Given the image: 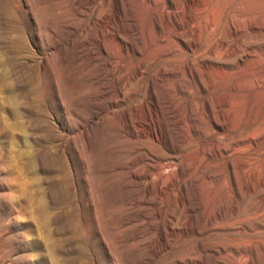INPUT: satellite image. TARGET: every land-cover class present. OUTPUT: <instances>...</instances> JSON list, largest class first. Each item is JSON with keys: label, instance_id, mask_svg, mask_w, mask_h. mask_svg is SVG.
Segmentation results:
<instances>
[{"label": "rangeland", "instance_id": "1", "mask_svg": "<svg viewBox=\"0 0 264 264\" xmlns=\"http://www.w3.org/2000/svg\"><path fill=\"white\" fill-rule=\"evenodd\" d=\"M160 1L156 26L186 38L168 62L182 69L161 90L185 92L178 112L148 95L152 118L142 123L131 113L136 91L120 88L135 56L110 46L118 30L133 54L147 51V1L0 0V264H264V0ZM212 23L232 33L223 49L209 41ZM178 145L230 150L210 167L224 193L205 179L207 163L185 190L194 216L206 181L211 197L230 202L233 224L217 240L170 228L179 193L167 184L191 174L181 155L193 147L161 171L153 165Z\"/></svg>", "mask_w": 264, "mask_h": 264}, {"label": "bare ground", "instance_id": "2", "mask_svg": "<svg viewBox=\"0 0 264 264\" xmlns=\"http://www.w3.org/2000/svg\"><path fill=\"white\" fill-rule=\"evenodd\" d=\"M138 1L142 3L146 1L148 2L147 7L144 5V8L141 9V12L144 14V17L142 19L143 25L146 29V34L143 35V37L141 38V43L144 49H146L147 51L144 52L143 48L134 49L135 53L133 54L132 51L127 48L128 46V43L126 41L127 37L122 32L117 30L115 31L116 37L110 46L111 48L110 52H112L116 57H119V58L124 57L126 54L127 56H130V57L135 56L134 59L126 61L127 63L125 62L126 64L124 65V71L122 72V75L120 77L121 87L120 86L119 87L121 88L123 95L126 97H127L126 94L131 93L132 89L134 90V92L136 91L135 94L132 95V97L137 98L138 102H140V105L137 104V99H134L135 102L131 103L132 105L131 110H133L131 113H133L134 115H137V117L141 119L142 123H147L152 118V108H151L152 104H151V99L149 100V97H148V95L150 94L151 95L154 94L157 96L161 95L164 97V99L169 100L170 102H172L171 99L174 100L175 111L176 110L177 112L179 111L178 109L181 106L182 94L185 92L184 87L181 84L175 87L174 94H172L171 97L168 94H164L165 91H162L161 89L166 88L165 81L170 80L168 78L170 77V75L174 74V72L180 73V70L182 69L180 66H176L175 71L173 72V69L169 67L168 62L176 61V58H177L176 55L178 51L182 48V41L186 40V38L183 35H177L176 37H171V35L169 34L170 32L167 33V31L165 32L162 29L160 30L158 26H156L154 19H153L154 17L153 13L159 12L162 10L163 4H164L162 3V1L160 0H138ZM210 2H212V0H210ZM208 5H210L209 2H208ZM108 24H112V22L109 20ZM214 25L215 23H212L210 25V28H212V26ZM235 30H237V28H235ZM209 32H210L209 35H207L208 38L210 39L209 41L213 42L217 47L222 48V49L226 47V43L224 40L228 39V37H232V33H230V36H227V35L225 36V35H222V33L219 31L216 32V30L213 28ZM197 36H198V40L195 42V49H193L194 53L196 52V49L200 48V44H202L201 43L202 37H200L201 35L197 34ZM201 48H204V47H201ZM214 50L215 48L213 49L211 48V52H215ZM139 54L141 56H138ZM154 63H155V67L151 68L150 64H154ZM192 63L194 62H191V64ZM118 97L120 98V94ZM126 97L125 98L123 97L124 99L121 98L122 101L126 100ZM154 103L155 101H153V104ZM156 138L159 139L158 137ZM142 147L148 149L149 151L151 150L147 145H142ZM189 147H193L192 151L189 152L188 154H182L181 157L186 158V161L189 166L188 170H190V168H192L193 166L195 168L192 169L191 174H188L187 172L183 176H177L176 178L171 179V181L167 184V189L169 190L168 194L172 192L171 189L177 190L179 193L176 200H174V209L176 210V213L171 215L170 228L171 229L180 228L182 229L183 232L192 231L193 234L188 237L189 239L193 238L196 240H206V239L217 240L218 230L222 227H225V226L229 227V225L233 224L234 210L232 212L231 209L229 208L230 202L227 201L225 203H218L216 201L215 196L211 197L212 188L209 186L208 182L206 181L202 184L203 194L200 197V203H199L201 206L205 205L203 206L205 208L199 207L198 215L194 216V215H191V212L193 211V209H191L189 206V198H188L187 193H185V190L187 188L188 180L194 177V175L196 174V170H198L202 165L207 163L206 168L208 170L205 172L206 174H208V176L206 175L205 179H208L211 185L217 186L219 192L222 191L224 193L226 186L223 183H220V186L218 185L219 180H220L218 171L216 170L213 172L211 171L212 168L210 169V167L212 163H215L216 165H218V163H216L217 160L215 159V156H218V155L223 156L224 154L229 155L230 154L229 148L219 147L215 150H211V149H207L202 146L200 147L197 146L194 148L193 145H178L177 147H175L172 153L168 152L166 157L155 158L156 160L153 166L154 168H156V171L158 170L161 171L165 169L167 166H171V164H166V161L178 159L180 157V153L182 152L183 148H189ZM209 155H212L211 161H207V156ZM148 156L150 155L148 154ZM248 163L249 162L247 161L244 163L243 165L244 171H247ZM226 196L229 197L228 193H226ZM169 205H171L170 202L168 203V206ZM184 213H185L184 219L186 222H181L179 221L181 220V217L178 216L177 214L183 215ZM194 217L200 220V225L198 226L189 225V220H191ZM235 221H238V220H235ZM189 258L198 259L199 254L197 253L194 255L190 254Z\"/></svg>", "mask_w": 264, "mask_h": 264}]
</instances>
